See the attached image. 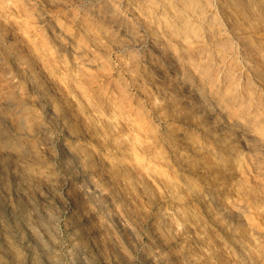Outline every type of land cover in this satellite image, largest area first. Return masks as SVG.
<instances>
[{"label":"rangeland","instance_id":"rangeland-1","mask_svg":"<svg viewBox=\"0 0 264 264\" xmlns=\"http://www.w3.org/2000/svg\"><path fill=\"white\" fill-rule=\"evenodd\" d=\"M0 264H264V0H0Z\"/></svg>","mask_w":264,"mask_h":264},{"label":"bare ground","instance_id":"bare-ground-1","mask_svg":"<svg viewBox=\"0 0 264 264\" xmlns=\"http://www.w3.org/2000/svg\"><path fill=\"white\" fill-rule=\"evenodd\" d=\"M90 9H91V8H90ZM90 9H89V10H90ZM101 9H102V8H101ZM101 9H100V10H101ZM89 10H88V11H89ZM93 10H94V8H93ZM102 11H103V9H102ZM87 13H88V12H87ZM95 13H96V12H95ZM103 13H104V12H103ZM106 13H107V12H106ZM92 14H93V13H92ZM101 14H102V13H101ZM94 15H95V14H94ZM103 15H104V14H103ZM106 15H107V14H106ZM90 16H91V14H90ZM99 17H100V16H99ZM95 18H96V16H95ZM95 18H93V19H95ZM105 18H106V17H105ZM98 19H99V18H98ZM113 19H114V21H115V18H113ZM91 20H92V19H91ZM114 21H113V23H114ZM113 23H112V24H113ZM113 26H114V25H113ZM117 27H118V26H117ZM113 28H114V27H113ZM116 29H118V28H116ZM115 31H117V30H115ZM114 33H115V32H114ZM167 60H168V59H167ZM171 63H172V62H171ZM168 64H169V63H168ZM173 64H174V63H173ZM169 65H170V64H169ZM157 67H158V66H157ZM176 71H177V70H176ZM164 72H165V71H164ZM171 75H172V73H171ZM166 76H167V75H166ZM170 77H171V76H170ZM168 78H169V77H168ZM163 79H164V78L162 77V80H163ZM165 80H166V79H165ZM154 81H155V80H154ZM158 81H159V80H158ZM158 81L156 80V82H158ZM169 81H170V80H169ZM164 83H165V82H164ZM166 84H167V83H166ZM164 85H165V84H164ZM167 85H168V84H167ZM161 88H162V87H161ZM165 88H166V87L164 86V89H165ZM164 89H163V90H164ZM170 89H171V88H170ZM161 90H162V89H161ZM179 93H180V92H179ZM211 93H212V92H211ZM181 94H182V92H181ZM234 220H235V219H234Z\"/></svg>","mask_w":264,"mask_h":264}]
</instances>
